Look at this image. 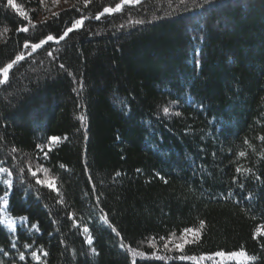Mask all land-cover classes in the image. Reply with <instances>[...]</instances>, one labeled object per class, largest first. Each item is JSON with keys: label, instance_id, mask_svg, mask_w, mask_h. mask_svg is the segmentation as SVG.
Here are the masks:
<instances>
[{"label": "trees", "instance_id": "1", "mask_svg": "<svg viewBox=\"0 0 264 264\" xmlns=\"http://www.w3.org/2000/svg\"><path fill=\"white\" fill-rule=\"evenodd\" d=\"M5 71L0 264H264V0H0Z\"/></svg>", "mask_w": 264, "mask_h": 264}, {"label": "rangeland", "instance_id": "2", "mask_svg": "<svg viewBox=\"0 0 264 264\" xmlns=\"http://www.w3.org/2000/svg\"><path fill=\"white\" fill-rule=\"evenodd\" d=\"M7 72L1 73L0 76L5 77ZM55 142V140H52ZM0 181L3 182L8 189H12V177L10 173L5 170L4 168H0ZM45 185L51 190H57L56 181L52 178H47L45 180ZM9 196V195H6ZM3 197L1 200V224L5 227L11 234L16 235L18 230L23 229L28 231L29 233L38 232L36 227L30 228L29 222L26 218H17L12 216L9 213L8 206H5V199L9 197ZM84 237L88 244H92V238L89 233V230L86 228L82 229ZM185 240L177 244L178 247H182L183 244L187 243L192 236H184ZM31 252V258L36 263H42L44 258L46 257V253L41 249L32 250L31 248L28 249ZM254 258L248 255L244 251L232 252V253H225L219 252L212 255H204V256H195L189 258V261L195 264H248L253 262Z\"/></svg>", "mask_w": 264, "mask_h": 264}, {"label": "water", "instance_id": "3", "mask_svg": "<svg viewBox=\"0 0 264 264\" xmlns=\"http://www.w3.org/2000/svg\"><path fill=\"white\" fill-rule=\"evenodd\" d=\"M133 1H135V0H127V2H133ZM124 4H125V3H124ZM124 4H123V5H124ZM123 5H122V6H123ZM121 9H122V8H121ZM121 9H120L119 11H121ZM44 43H45V42H44ZM44 43H43L42 45H44ZM21 59H23V58H20V60H21ZM10 68H11V66L8 67V70H10Z\"/></svg>", "mask_w": 264, "mask_h": 264}, {"label": "bare ground", "instance_id": "4", "mask_svg": "<svg viewBox=\"0 0 264 264\" xmlns=\"http://www.w3.org/2000/svg\"><path fill=\"white\" fill-rule=\"evenodd\" d=\"M82 23L80 24L79 28L82 26ZM6 197H8V196H6ZM4 201H5V206H8L7 198Z\"/></svg>", "mask_w": 264, "mask_h": 264}]
</instances>
